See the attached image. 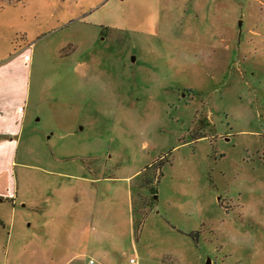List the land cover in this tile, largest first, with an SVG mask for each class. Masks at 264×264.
<instances>
[{
  "label": "rangeland",
  "instance_id": "374dc122",
  "mask_svg": "<svg viewBox=\"0 0 264 264\" xmlns=\"http://www.w3.org/2000/svg\"><path fill=\"white\" fill-rule=\"evenodd\" d=\"M11 60L0 264H264V0H0Z\"/></svg>",
  "mask_w": 264,
  "mask_h": 264
},
{
  "label": "crops",
  "instance_id": "0c3cea01",
  "mask_svg": "<svg viewBox=\"0 0 264 264\" xmlns=\"http://www.w3.org/2000/svg\"><path fill=\"white\" fill-rule=\"evenodd\" d=\"M13 61L0 63V167L3 161L11 158V162L6 164L7 168H0V203L11 200L15 205L14 194L8 189L12 173H8L5 169L12 170L14 153L18 147L19 139H24L26 132L25 101L28 86L25 83L23 93L18 91L16 82H13L18 77L13 74L12 69L14 68L8 67L9 65L12 67ZM19 95L23 98H20Z\"/></svg>",
  "mask_w": 264,
  "mask_h": 264
},
{
  "label": "water",
  "instance_id": "95a60500",
  "mask_svg": "<svg viewBox=\"0 0 264 264\" xmlns=\"http://www.w3.org/2000/svg\"><path fill=\"white\" fill-rule=\"evenodd\" d=\"M241 26V22H240V25H239V27ZM133 60H134V58H133ZM209 264H210V261H209Z\"/></svg>",
  "mask_w": 264,
  "mask_h": 264
},
{
  "label": "built area",
  "instance_id": "2783aa9c",
  "mask_svg": "<svg viewBox=\"0 0 264 264\" xmlns=\"http://www.w3.org/2000/svg\"><path fill=\"white\" fill-rule=\"evenodd\" d=\"M132 263H134V260H131ZM92 263V262H91Z\"/></svg>",
  "mask_w": 264,
  "mask_h": 264
}]
</instances>
